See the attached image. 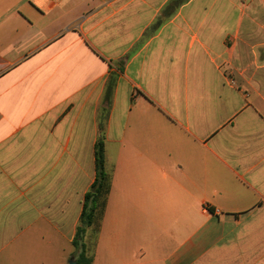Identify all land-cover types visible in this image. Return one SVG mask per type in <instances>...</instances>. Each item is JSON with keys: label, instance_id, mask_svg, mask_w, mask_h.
Returning a JSON list of instances; mask_svg holds the SVG:
<instances>
[{"label": "crops", "instance_id": "1", "mask_svg": "<svg viewBox=\"0 0 264 264\" xmlns=\"http://www.w3.org/2000/svg\"><path fill=\"white\" fill-rule=\"evenodd\" d=\"M101 120L93 264H264V0H0V264L76 260Z\"/></svg>", "mask_w": 264, "mask_h": 264}, {"label": "trees", "instance_id": "2", "mask_svg": "<svg viewBox=\"0 0 264 264\" xmlns=\"http://www.w3.org/2000/svg\"><path fill=\"white\" fill-rule=\"evenodd\" d=\"M115 78L110 77L107 83V96L112 91ZM101 135L95 145V180L85 194L83 209L73 240L77 250V264H93L94 251L101 223L105 214L107 199L111 190V175L105 168L104 121H100ZM91 231V239L87 242V233Z\"/></svg>", "mask_w": 264, "mask_h": 264}, {"label": "water", "instance_id": "3", "mask_svg": "<svg viewBox=\"0 0 264 264\" xmlns=\"http://www.w3.org/2000/svg\"><path fill=\"white\" fill-rule=\"evenodd\" d=\"M68 264H77V261L75 260L74 257L70 258Z\"/></svg>", "mask_w": 264, "mask_h": 264}, {"label": "rangeland", "instance_id": "4", "mask_svg": "<svg viewBox=\"0 0 264 264\" xmlns=\"http://www.w3.org/2000/svg\"><path fill=\"white\" fill-rule=\"evenodd\" d=\"M71 251H73V252H75V253L77 252V250L75 249V247H72V248H71Z\"/></svg>", "mask_w": 264, "mask_h": 264}, {"label": "built area", "instance_id": "5", "mask_svg": "<svg viewBox=\"0 0 264 264\" xmlns=\"http://www.w3.org/2000/svg\"><path fill=\"white\" fill-rule=\"evenodd\" d=\"M49 1L54 2V1H56V0H49Z\"/></svg>", "mask_w": 264, "mask_h": 264}]
</instances>
